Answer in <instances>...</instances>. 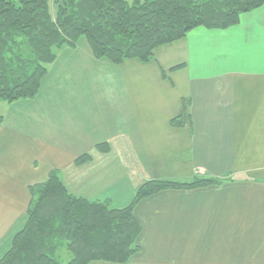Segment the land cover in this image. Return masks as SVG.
<instances>
[{"label":"crops","instance_id":"obj_1","mask_svg":"<svg viewBox=\"0 0 264 264\" xmlns=\"http://www.w3.org/2000/svg\"><path fill=\"white\" fill-rule=\"evenodd\" d=\"M80 42L56 51L39 94L12 103L17 122L0 128V259L27 223L29 187L57 170L71 195L116 209L148 181L219 179L142 200L127 264H264V6L191 31L148 64L98 60Z\"/></svg>","mask_w":264,"mask_h":264},{"label":"trees","instance_id":"obj_2","mask_svg":"<svg viewBox=\"0 0 264 264\" xmlns=\"http://www.w3.org/2000/svg\"><path fill=\"white\" fill-rule=\"evenodd\" d=\"M51 1L0 0V103L34 99L57 59L56 51L76 48L81 38L98 60L148 64L158 48L191 31L231 28L242 14L264 6V0H54L53 20ZM183 116L172 124L182 125ZM2 124L0 117V128ZM98 148L109 151L107 144ZM90 160L84 155L75 163ZM221 184L208 176L189 182L148 181L136 190L129 206L116 209L107 201L71 195L59 171H52L45 182L29 187L27 223L0 264H127L139 250L142 229L134 210L142 200L164 191ZM65 249L68 260L62 263L58 253Z\"/></svg>","mask_w":264,"mask_h":264},{"label":"rangeland","instance_id":"obj_3","mask_svg":"<svg viewBox=\"0 0 264 264\" xmlns=\"http://www.w3.org/2000/svg\"><path fill=\"white\" fill-rule=\"evenodd\" d=\"M129 3L132 2V0H127ZM80 43L87 44V40L85 38H81L80 39ZM17 106H14L13 104H8V103H0V117L3 118V120H10V122L16 123L17 122V116H18V111H16L15 108ZM2 127V126H1ZM40 167V166H39ZM36 175V174H35ZM24 177L27 180V184L30 182L34 183V180H37L36 177L33 176V172H32V164H30L27 169L24 172ZM30 193V192H29ZM30 206V205H29ZM29 208V207H28ZM28 210V209H27ZM66 250V249H65ZM60 250L58 253L59 256V261L62 263H66L68 260V252L67 250Z\"/></svg>","mask_w":264,"mask_h":264}]
</instances>
